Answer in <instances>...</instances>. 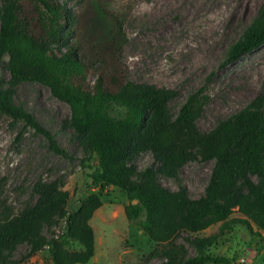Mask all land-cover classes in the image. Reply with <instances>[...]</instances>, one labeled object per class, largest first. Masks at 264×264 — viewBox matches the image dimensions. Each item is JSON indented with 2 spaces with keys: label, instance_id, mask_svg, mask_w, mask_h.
Masks as SVG:
<instances>
[{
  "label": "trees",
  "instance_id": "obj_1",
  "mask_svg": "<svg viewBox=\"0 0 264 264\" xmlns=\"http://www.w3.org/2000/svg\"><path fill=\"white\" fill-rule=\"evenodd\" d=\"M0 1V61L8 56L10 73L8 86H0V114L34 128L51 150L68 155L55 135L15 101L14 89L40 83L67 103L69 125L87 160H94L91 184L115 186L126 194V218L157 244L151 256L161 259L159 264H231L209 251L218 234L255 225L263 235L264 91L204 131L197 125L204 103L200 91L190 94L172 117L174 90L129 79L120 58L128 40L127 14L114 0H84L80 11L60 0ZM263 44L264 1L227 60ZM145 152L152 153L154 162L139 168L135 159ZM196 159L215 164L204 194L193 198L179 170ZM160 175L174 178L179 189L165 187ZM34 192L37 202L17 215L0 203V264H20L14 253L22 244L28 256L48 248L54 264L88 263L96 251L91 219L103 205L100 195H88L69 212L70 193L59 182L39 180ZM235 212L242 217H232ZM63 222V233L47 238L45 227ZM215 224H220L218 233L190 239L195 254L184 257L176 236L198 234ZM72 242L81 248L71 249Z\"/></svg>",
  "mask_w": 264,
  "mask_h": 264
},
{
  "label": "rangeland",
  "instance_id": "obj_2",
  "mask_svg": "<svg viewBox=\"0 0 264 264\" xmlns=\"http://www.w3.org/2000/svg\"><path fill=\"white\" fill-rule=\"evenodd\" d=\"M126 11L124 32L127 35L120 58L128 77L137 83L171 89L176 97L169 103L175 117L188 96L200 91L204 101L197 119L200 129L208 131L248 105L264 91V44L236 60H227L232 45L258 16L264 0H114ZM74 11L84 0H60ZM2 2L0 1V7ZM8 56L0 61V86L7 87L10 73ZM14 99L30 111L56 137L68 155L50 149L48 141L32 127L14 122L0 114V203L13 214H20L38 200L37 181H57L69 191V212L77 210L88 195H100L103 205L91 224L96 238L94 257L86 264H159L152 257L157 247L143 230L130 223L125 215L129 200L115 186L91 184L94 160L89 161L74 130L69 125L71 110L54 97L49 88L36 82L23 83L14 89ZM154 162L152 153L135 159L139 168ZM213 160H191L179 170V177L193 198L204 194L211 178ZM160 182L178 190V182L159 176ZM232 217H242L235 212ZM65 223L45 227L47 238L63 233ZM215 224L198 234L179 233L174 242L183 246L182 255L195 250L190 239L217 234ZM245 225L218 234L209 247L213 255L229 258L231 264H264V232ZM80 249L77 243L69 245ZM14 258L20 264H54L48 248L28 256V246L19 245ZM244 260V262H242ZM213 264V263H206Z\"/></svg>",
  "mask_w": 264,
  "mask_h": 264
},
{
  "label": "built area",
  "instance_id": "obj_3",
  "mask_svg": "<svg viewBox=\"0 0 264 264\" xmlns=\"http://www.w3.org/2000/svg\"><path fill=\"white\" fill-rule=\"evenodd\" d=\"M242 262H244V260H242Z\"/></svg>",
  "mask_w": 264,
  "mask_h": 264
}]
</instances>
